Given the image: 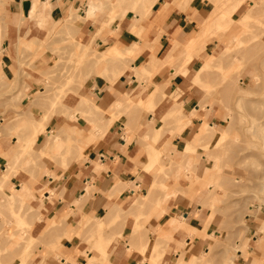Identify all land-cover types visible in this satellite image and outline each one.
Instances as JSON below:
<instances>
[{
	"label": "rangeland",
	"instance_id": "374dc122",
	"mask_svg": "<svg viewBox=\"0 0 264 264\" xmlns=\"http://www.w3.org/2000/svg\"><path fill=\"white\" fill-rule=\"evenodd\" d=\"M94 1L100 3L103 9L97 13V17L90 19V23L98 31V36L93 45L89 47L83 46L82 43L75 39L74 30H77L76 27L79 22H86L83 19L87 15L90 0L84 1L81 12L79 9L72 11L69 22L66 20L57 24L54 28H58V31L54 32L53 37H51L52 31L50 30L52 22H46L41 26L37 19L40 16H37L36 13L31 14V18L38 21V27L47 31V43L39 47L33 42L25 45L26 52L31 53L33 57L30 58L29 62L24 63L22 67L24 69L36 70L45 77L44 93L41 94L40 91H37L38 94L36 96H32L29 93L30 85L25 80H32V78L28 73L22 72L24 78L20 87L15 82L6 81L5 83V79H3L0 71V113H4V122H0V128L15 127L10 135L17 138L16 143L13 144V149H16L10 159L20 151L21 155L19 154L16 163L19 166L18 172L22 171L27 174L31 179V184L35 185L34 188L32 186L31 193L28 192V194L22 196L20 199H16V204L12 200H9V196L18 194V190H22V187L25 186L16 187L11 182L14 176L10 179L7 186H4L3 189L0 188V264H37L40 243L33 239L32 232L33 224L37 222L39 217L34 209V204L38 200H44V192L36 188V185L40 181L38 178L44 173L46 167L50 169L53 165H59L63 169H67L68 166L66 165L68 163L70 166L72 163L87 161L90 150H93L99 139L101 140L105 136L101 132L106 134L117 119L113 115L114 120L112 119L111 121L108 117V121L106 117L109 115L103 114V116L102 111L95 106V101L81 98L85 94L84 91L88 81L94 79L96 76H105L109 80H112L115 76L112 73L117 69L128 70L130 76L134 74L137 77L141 93L137 97L126 96V103L118 105V112L125 115L146 109L154 112L156 107H150V96L147 101L142 99L153 86V81L156 80L157 75L166 67L169 70H174V76L171 77L173 78L176 76L175 74H177L178 69L188 63L186 62V58H184L183 52L180 55L179 52L171 51L164 62L152 56L149 66L146 68L148 72L143 76L140 71L141 68L132 70L131 63L134 57L131 54L134 51L130 53L129 49L125 51L120 48L118 52L113 49L106 51V47H100L96 44V40L100 35L113 30L116 24H121L124 15L126 16L128 13H133L140 17L143 16L142 18H144L146 14L143 11V4L140 3V0L138 4L135 3V0H123L122 2L119 0ZM186 1L188 0H175L172 6L168 5L169 8L166 7V9L164 7L162 13H169L173 9V6L174 8L186 9L189 7L188 4L193 0H190V3L187 5ZM203 1H208L212 4L217 13L215 14L214 10L213 13L207 14L206 20L208 21L205 23H216L222 19L220 22L224 21V24L227 26L214 28L209 31L208 35H204L206 39H204V43L201 41L202 43L198 49L203 50L204 47L205 50V44L210 42L213 36L220 41L227 38L229 44L225 54L219 61L211 57L204 62L200 58L203 69L199 72L200 68H197L199 73L196 74L195 84L205 95V99L200 102L201 109L206 111V105L214 97L220 98L219 103L225 110H228L229 116L224 118L221 125L218 127L211 126L215 128L216 133L225 134L228 132L229 136L227 137L229 140L226 138L221 145L205 142L202 143V146L199 145L195 151L186 149L185 154L182 155L181 163H178L176 158L164 156L156 152L158 160L150 168V173L156 178L151 193H160L169 198L174 196L176 192L172 190L173 186H179L180 181H182V183H186L189 186L188 190L192 194H196L204 200L201 202L202 208H206L212 213L206 222V228L211 223H215L216 227L214 230H217L218 233L217 237L214 234L208 238L206 231L204 232L203 236L208 248V254L203 252L199 258H195L194 256L187 257L183 254L177 264H242L239 261L237 251L241 250L242 254L244 252V260L248 259L246 252L250 250L253 244L251 228L255 224L257 225L259 220L264 219V53H259V46L262 43L261 36H248L257 32H264V4L259 5L254 2L255 0H252V4L255 7L253 9L247 4L246 6L251 9L252 13L256 14V17H248L249 19L247 18L239 24L241 31L234 33V36L226 37L237 26L227 11L232 10V6L236 5L239 0ZM9 2V0H0V46L2 45L3 31L7 27L5 20L9 9ZM217 8H220V11ZM131 17L133 16L131 15ZM66 24H69V29H66ZM202 29L203 26L200 27V31ZM176 49L179 51L178 44L174 50ZM248 49H254L249 56L251 60L250 65L262 66L260 68L255 66L252 69L254 78L243 82V79H245V68L243 62L238 61V58ZM137 50L135 49V51ZM201 50L196 55L198 58L200 53L204 51ZM47 52L53 54L50 66H48L49 59ZM233 57H235L233 65L229 69H224L222 67L223 62L227 59L232 60ZM259 58L262 59L261 62H259ZM1 59L0 57V61ZM101 60L106 61L107 64H98ZM44 67H46L47 71L42 72ZM106 72L107 74H105ZM111 74L112 79L110 77ZM199 76L201 81L197 80ZM143 82L146 83V87L142 88ZM69 93L80 97L81 101L79 110H76L74 114L70 113L63 104L64 98ZM179 95V91L175 93L171 92L169 95L168 102H174V106L169 112L168 117L164 119V125H167L166 127L177 126L178 131L183 132L192 125V121L198 115L196 110L191 113L183 109L182 104L179 103V99L176 98ZM222 96L223 99H221ZM7 97L9 100L5 102L4 99ZM25 98H29V100L24 102ZM164 98L167 97H165L163 90L158 91L155 97L156 105ZM37 100H40L38 110L42 115L36 113L32 118H26L24 110L30 104L34 106ZM4 103L7 104L5 108ZM88 106L93 109L90 110ZM49 108L50 110L48 111ZM8 110L14 111L16 115L13 118H8L6 114ZM56 114L63 116L62 128L57 126L53 129L55 132L46 133L45 127L50 125L51 117ZM97 114L100 115L101 119L99 120L101 122L98 120L100 117ZM197 118L201 119L200 116ZM200 125L194 128L195 132H197L195 136L199 134L203 126H206V123L203 122L202 126ZM41 134L43 135V139L41 142H38V137ZM194 137L189 144H195L194 140L196 138ZM157 139L158 136L155 137V141ZM79 152L83 153L84 157H81ZM9 160L0 169V180L3 171L8 167ZM45 163H49V166ZM45 172L47 173L48 171ZM47 174L51 176V173ZM54 178L56 177L54 176ZM45 184L48 185V182ZM51 189L48 188L47 191L52 194L53 191ZM139 198L144 200L145 203L151 199L150 197L144 199L143 196ZM9 201L12 203H10V206L8 205ZM81 205L82 202L76 203L78 212H80ZM77 213L71 211L70 216H75ZM173 222L177 221L174 220ZM109 223L106 225L101 222L96 226L95 231L92 230L91 232L88 227L95 226L96 224L89 220L85 221V219L81 222L78 237L82 241H86L90 245L91 250H96L97 253L93 256H100V260L97 261L96 258L90 260L84 254L87 264H94V262L95 264H109V255H107L109 242L103 241V235L115 233L118 226V217L113 219L112 216ZM263 230L264 226L262 227ZM138 232L139 230L135 232V235ZM260 232H258L259 236L261 235ZM121 239L123 240V238ZM140 241L137 244L133 240H129L127 244H129L133 251L137 250L144 253L146 244H143V239H140ZM103 246H105L104 249ZM240 246L243 247L240 248ZM244 246H246L245 250L243 249ZM53 255L57 262L61 264L63 258L61 253L57 252L53 253ZM150 256V264L162 263L157 246ZM67 262L72 261L68 259ZM72 263L77 264L75 262ZM253 263L260 264L258 261Z\"/></svg>",
	"mask_w": 264,
	"mask_h": 264
},
{
	"label": "crops",
	"instance_id": "0c3cea01",
	"mask_svg": "<svg viewBox=\"0 0 264 264\" xmlns=\"http://www.w3.org/2000/svg\"><path fill=\"white\" fill-rule=\"evenodd\" d=\"M9 1L5 20L7 27L3 31L2 45L0 46L1 75L5 79V83L6 81L15 82L21 87L24 78L22 72L28 73L32 80H25V82L27 81L30 85L29 93L36 96L37 91H40L41 94L44 93L46 79L38 71L22 67L33 57L31 53L26 52L25 45L33 42L39 47L47 43V31L40 29L38 21L31 18L34 4L35 10L39 9L41 12L43 6L47 5L48 8L44 10L45 23L52 22L50 30L52 31L51 37H53L54 32L58 31V28L54 27L60 22L69 20L73 10L79 9L81 12L85 0ZM174 2L175 0H158L153 10L146 13L147 17L144 18L128 13L121 24H116L113 30L100 35L96 44L102 48L106 47V51L111 50L114 46L126 51L133 49L134 45H138L139 49L131 54L134 57L131 69L141 68L140 71L148 68L152 56L164 62L174 48L173 42L179 45L181 54L184 47L199 33L200 27L206 22V15L213 13L215 9L208 1L193 0L186 9L172 7L173 9L168 14H163L164 6L166 4L173 5ZM254 2L259 5L264 4V0H255ZM252 3V0H243L240 8L232 15V20L237 26L226 37H231L234 33L241 31L239 24L249 16L256 17V14L246 6L249 4L252 7ZM86 17L87 15L84 18ZM37 19L41 20V18ZM85 21V23H78L74 34L78 42L89 47L95 42L98 31L90 23L91 20ZM248 36H261L262 43L259 46V53H264V32ZM228 44L227 38L220 41L214 36L211 37L210 42L206 43L205 50L200 53L199 58L186 75L179 73L171 78L174 76V70L164 67L142 99L147 101L151 93L163 90L167 98L160 101L154 112L147 109L136 111L130 115L118 112L119 109L116 105H124L126 96L137 97L141 93L137 77L134 74L130 76L128 70L119 68L118 70H124V73L113 84L105 76V78L96 76L88 81L85 94L81 98L95 101L96 105H94L104 112L103 114L116 115L117 119L105 136L96 143L95 148L90 150L87 161L72 163L67 169H63L59 165H53L50 169L46 167L45 171L51 173V176H48L44 171L38 178L40 181L36 188L44 192V200H38L34 204V209L39 217L33 224L32 232L33 239L40 243L37 264H59L53 257V253L57 252L63 256L61 264H73L72 262L87 264L84 254L90 260L96 258L99 261L100 256H93L97 253L96 250H91L90 245L78 237L80 224L84 219L96 224L88 227L92 232L101 222L106 225L110 224V218L115 215L118 217L115 233L103 235V241L109 242L107 248L109 264H150V255L156 246L162 260L161 264H177L183 254L195 258L202 256L203 252L208 254L204 232L206 231L208 238L214 234L217 237L218 232L214 230L215 223H211L206 228V222L212 213L206 208H202L201 202L204 200L198 195L192 194L188 190L189 186L182 181L179 186H173L172 190L176 192L169 198L160 193H151L156 178L147 170V167L150 165V155L153 151L176 158L177 162L181 163L187 144L197 133L194 130L197 125L201 124L200 126H202L203 122H207L210 126L218 127L224 118L229 116L228 110H225L219 103L220 98L212 97L211 102L206 105V111L201 109L200 102L205 99V95L195 84L197 68H201L202 65L200 58L205 61L214 57L219 61L225 54ZM252 51L254 49H248L238 58V61L243 62L245 68L243 82L254 78L252 69L255 66L259 68L262 66L250 65L249 56ZM47 57L49 59L48 66H50L53 54L47 52ZM234 61V57L232 60H225L222 67L229 69ZM261 61L262 59L259 58V62ZM99 64H107V62L101 60ZM45 71H47L46 67L42 69V72ZM145 84L142 83V88L146 87ZM176 91L180 93L179 103L182 104L183 109L191 113L196 110L197 115L201 117L198 119L197 116L192 121V125L183 132H179L177 126L166 127L167 125H164V119L168 117L174 106V102H168L169 95ZM168 93L170 94L167 96ZM4 100L6 102L9 99L7 97ZM28 100L29 98H25L24 102ZM39 101H35L34 106L30 104L24 110L26 118L30 119L36 113L42 115L38 110ZM63 104L70 113L74 114L80 108V97L69 93L64 98ZM5 106H7L6 103H4V108ZM3 114L0 113V122H4ZM6 114L8 118H13L16 115L11 110H8ZM62 122L63 116L53 115L50 125L45 127L46 133L55 132L53 129L57 126L62 128ZM14 128V126L0 128V169L16 149H13V144L16 143L17 138L10 135ZM156 136L158 139L155 141ZM42 139L43 135L41 134L38 137V142H41ZM45 164L49 166V163ZM11 182L16 187L28 186L31 189L32 186L33 188L35 186L31 184L30 177L22 171L18 172ZM46 182L48 185L45 184ZM48 188H52L54 194L47 191ZM55 195L56 197H54ZM141 196L144 199L148 197L151 199L145 203L139 198ZM81 202V209L78 212L76 203ZM71 211L78 213L71 217ZM174 220L177 222H173ZM171 222L173 223L171 224ZM263 226L264 219L259 220L257 225L255 224L251 228L253 244H250L251 248L246 252L247 260H244V252L242 254L241 250L237 251L242 264H253L255 261L264 264ZM138 230V234L135 235ZM193 230L195 232H191ZM259 231H261L260 236ZM140 239H143V244H146L144 253L133 251L127 244L129 240L139 244ZM245 248L246 246L243 249L245 250ZM68 259L72 262H67Z\"/></svg>",
	"mask_w": 264,
	"mask_h": 264
},
{
	"label": "bare ground",
	"instance_id": "6f19581e",
	"mask_svg": "<svg viewBox=\"0 0 264 264\" xmlns=\"http://www.w3.org/2000/svg\"><path fill=\"white\" fill-rule=\"evenodd\" d=\"M120 2H122L123 0H119ZM134 1V0H133ZM192 1V0H191ZM114 2V1H113ZM242 2H243V0H239V2L236 4V5H234V6H232L233 8H232V10L230 9V10H228L227 12H229L228 13V15L229 16H232L233 15V13H236L237 12V10L240 8V6L242 5ZM135 3L136 4H138L139 3V0H135ZM140 3L141 4H143V11L145 12V14L146 13H150L152 10H153V8H154V6L156 5V3H158V0H140ZM188 3H190V0H188V1H186V5L188 4ZM167 6H164L165 8L166 7H168V4H166ZM188 5H190V4H188ZM249 5V4H248ZM137 6V5H136ZM172 6V5H171ZM89 7H90V9H89V11H88V13H87V17L86 18H84L83 20H90V19H94L95 17H97V13L99 12V11H102V6H101V4L100 3H96V1H91L90 2V4H89ZM253 7H254V4H252V9H253ZM46 8H48L47 7V5H44L43 6V11L41 12V11H39V9L37 10V11H35L34 12V10H35V5H34V9H32V12H31V14H34V13H36L37 14V16H40V18H41V20L39 21V24L41 25V26H43L44 24H45V15H44V10L46 9ZM169 8V7H168ZM173 8H174V6H173ZM255 8V7H254ZM167 9V8H166ZM218 9V8H217ZM220 9V8H219ZM218 9V10H219ZM217 10V11H218ZM220 11V10H219ZM218 11V12H219ZM231 11V12H230ZM233 11V12H232ZM167 14H168V12H166ZM165 13V14H166ZM126 14V13H125ZM215 14H217L216 13V10H215ZM226 15H227V13H226ZM124 17H125V15H124ZM144 17H145V15H144ZM216 17V16H215ZM214 17V18H215ZM250 17V16H249ZM209 18V17H208ZM221 18V17H220ZM220 18H217V19H220ZM211 19V18H210ZM226 19V18H225ZM245 19V18H244ZM249 19V18H248ZM222 20V19H221ZM220 20V21H221ZM223 20H224V18H223ZM70 21V19L67 21V22H69ZM206 21H208V20H206ZM213 21H215L214 19H213ZM216 22V23H209V24H206V23H204L203 24V29L199 32V34L195 37V38H193L192 40H191V42H189V44H187L186 46L187 47H185V50L183 51V53H184V58H186V62H188V63H186L185 64V66H183V67H181V68H179L178 69V71H177V74H179V73H182V74H187L188 73V71L190 70V67L196 62V60H197V58H198V56H196L197 55V53L201 50H199L198 49V47H199V45L202 43L201 41H203V43H204V39H206V37L204 38V35L206 36V34L209 32V31H211V30H213L214 28H219V27H222V26H227L226 24H224V21L223 22ZM209 22H210V20H209ZM85 23V22H84ZM229 27V26H228ZM227 27V28H228ZM70 28V26H69V24H66V29H69ZM139 29V28H138ZM223 30V29H222ZM227 30V29H226ZM139 31H140V29H139ZM137 33V32H136ZM212 33V32H211ZM209 34V33H208ZM207 34V35H208ZM135 36V35H134ZM162 36V35H161ZM232 36H234V35H232ZM139 37H140V35H139ZM201 38H203V40H201ZM241 39V38H240ZM139 40V39H138ZM141 42V41H140ZM245 42V41H244ZM174 43V42H173ZM206 45V44H205ZM176 46H177V43H175V45L173 46L174 48H176ZM202 46H204V45H202ZM174 48L172 49V51H174V52H179L177 49L176 50H174ZM200 48V47H199ZM234 48V47H233ZM247 48V47H246ZM113 50H115L116 52H118V51H120V49L118 48V47H113L112 48ZM135 49L137 50V49H139V46L138 45H134V47H133V49H129V52L130 53H132L133 51H135ZM241 49V48H240ZM199 50V51H198ZM203 50H204V47H203ZM203 50H201V51H203ZM242 50V49H241ZM182 54V53H181ZM180 54V55H181ZM245 57V56H244ZM179 58V57H178ZM183 58V57H182ZM235 58V57H234ZM247 61V60H246ZM205 62V61H204ZM100 62H98V64H99ZM191 63V64H190ZM158 69H160V68H158ZM203 69V65L201 66V68H200V70H199V72H201V70ZM242 69V68H241ZM114 71V70H113ZM109 72V71H108ZM112 72V71H111ZM110 72V73H111ZM146 72H148L147 70H146V68L145 69H143L142 71H141V74H142V76L146 73ZM156 72V71H155ZM198 72V73H199ZM123 73H124V70H116L114 73H112V74H115V76H114V78L113 77H111L112 76V74L110 75V77H111V81L113 82V83H115L116 81H118L120 78H121V76L123 75ZM151 73H152V71H151ZM105 74H107V72L105 73ZM177 74H175V75H177ZM109 75V74H108ZM202 79V78H201ZM197 80H200V76L198 77V79ZM201 81V80H200ZM220 82V81H219ZM112 83V84H113ZM202 84V83H201ZM200 84V85H201ZM217 84V83H216ZM221 85V84H220ZM217 86V85H216ZM204 87V86H203ZM177 90V89H176ZM179 90V89H178ZM175 93V92H174ZM157 94V93H156ZM156 94L155 93H151V95H150V107L151 108H155V107H157V105H156V102H155V97H156ZM174 98V97H173ZM176 98L177 99H179V97H177L176 96ZM141 99V98H140ZM84 101V100H83ZM140 101H142V100H140ZM182 102V101H181ZM87 103H88V101H87ZM87 103H85V104H87ZM84 104V105H85ZM118 105L119 104H117L116 106L118 107ZM86 107V106H85ZM89 107V106H88ZM88 109V108H87ZM89 109L90 110H92L90 107H89ZM95 110V109H94ZM85 112V111H84ZM95 112V111H94ZM98 113V112H97ZM102 113V115H103V113L104 112H101ZM263 115V114H262ZM97 116L98 117H100V115L99 114H97ZM104 116V115H103ZM114 116H116V115H114ZM108 117H109V119L112 121V119L114 120V118H113V116L112 115H110V116H107L106 118H107V120H108ZM117 117V116H116ZM106 118H104L105 120H106ZM99 119H101V117L100 118H98V120ZM104 119H102V120H104ZM116 119V118H115ZM104 120V121H105ZM100 121V120H99ZM109 121V120H108ZM101 122V121H100ZM254 122V121H253ZM206 123V126L204 127H202L201 129H200V131H199V134L198 135H196L194 138H196L194 141H195V144H187V147H186V149L187 150H189V151H195L196 149H197V147L200 145V146H202V143H205V142H209V144L212 142V143H215L216 145H221L222 144V142L227 138L228 139V137L227 136H229L228 135V132H226L225 134H220V133H216V131H215V128L214 127H212V126H210L207 122H205ZM257 124V123H256ZM207 126H208V129H207ZM219 131V130H218ZM172 132H173V130H172ZM229 132H230V130H229ZM101 133H103V136L105 135L104 134V132H101ZM106 133V132H105ZM253 134V133H252ZM102 135V134H101ZM215 135H217V136H215ZM98 138V137H97ZM99 138H100V136H99ZM143 139V138H142ZM100 140V139H99ZM229 140V139H228ZM97 141H98V139H97ZM80 142H82V141H80ZM94 142H96V141H94ZM83 143V142H82ZM228 143V142H227ZM77 147V146H76ZM21 151H23V150H21ZM20 151H18L10 160H9V164H8V167H7V169L6 170H4L3 171V175H2V177H1V180H0V188H4V186H7V184H8V182H10V179L12 178V177H14V176H16L17 174V172H18V167L19 166H17L18 164H16L17 163V160H18V156H19V154L21 155V153H19ZM43 152H46V151H43ZM82 152V151H81ZM80 153V152H79ZM81 154V153H80ZM83 154V153H82ZM81 154V157L83 156ZM84 157V156H83ZM53 158V157H52ZM150 160H149V163H151V165H149L148 167H147V170L149 171V172H151V167L154 165L153 163H156L157 162V160H158V155H157V153H156V151H153L152 153H151V155H150ZM81 159V158H80ZM151 161V162H150ZM76 162V161H75ZM19 163V162H18ZM69 164V163H68ZM66 165V166H68L69 167V165ZM17 166V167H16ZM17 170V171H16ZM122 188V187H121ZM120 188V189H121ZM30 188L28 187V186H25V187H22V190H18V194H14V195H12V196H9L10 197V201L12 200L14 203L16 202V199H20L22 196H25L26 194H28V192L29 193H31L30 192ZM151 192V191H150ZM168 193V192H167ZM61 197V196H60ZM9 201V206H10V202ZM138 203V202H137ZM12 204V203H11ZM16 204V203H15ZM15 206V205H14ZM144 206V205H143ZM1 208H2V206H1ZM142 209V208H141ZM4 210V209H3ZM2 210V211H3ZM11 210V209H10ZM1 212V211H0ZM139 212V211H138ZM10 214V213H9ZM5 216V215H4ZM138 216V215H137ZM117 218V216L115 215V216H113V219H116ZM29 224V223H28ZM27 229V228H26ZM0 231H1V229H0ZM98 238V237H97ZM98 240V239H97ZM9 245V244H8ZM106 246V245H105ZM105 246H103V249H104V247ZM107 247V246H106ZM100 248H101V246H100ZM102 249V248H101ZM11 250V249H10ZM240 252V251H239ZM10 254V253H9ZM12 257V256H11ZM94 262V261H93ZM256 262V261H255ZM90 264V263H89ZM94 264H95V262H94ZM100 264V263H99ZM254 264V263H253ZM255 264H257V263H255Z\"/></svg>",
	"mask_w": 264,
	"mask_h": 264
}]
</instances>
